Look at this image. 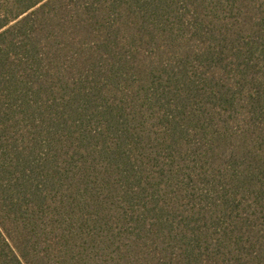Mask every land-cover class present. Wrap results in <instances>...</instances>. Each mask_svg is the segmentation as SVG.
Returning a JSON list of instances; mask_svg holds the SVG:
<instances>
[{
  "label": "trees",
  "instance_id": "1",
  "mask_svg": "<svg viewBox=\"0 0 264 264\" xmlns=\"http://www.w3.org/2000/svg\"><path fill=\"white\" fill-rule=\"evenodd\" d=\"M0 264H264V0H0Z\"/></svg>",
  "mask_w": 264,
  "mask_h": 264
}]
</instances>
